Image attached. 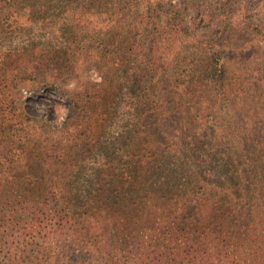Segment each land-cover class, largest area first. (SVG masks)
Segmentation results:
<instances>
[{
    "label": "trees",
    "instance_id": "obj_1",
    "mask_svg": "<svg viewBox=\"0 0 264 264\" xmlns=\"http://www.w3.org/2000/svg\"><path fill=\"white\" fill-rule=\"evenodd\" d=\"M28 2L0 0V264H264V139L236 120L264 121L260 69L237 77L212 42L179 39L189 28L177 11L168 5L174 24L160 21L149 3L130 24L132 61H116L113 20L100 81L67 91L66 114L49 127L25 114L19 90L61 80L44 77L42 57L6 61ZM160 45L181 60L156 63ZM162 67L181 91L175 103L196 109L186 141L157 130Z\"/></svg>",
    "mask_w": 264,
    "mask_h": 264
},
{
    "label": "rangeland",
    "instance_id": "obj_2",
    "mask_svg": "<svg viewBox=\"0 0 264 264\" xmlns=\"http://www.w3.org/2000/svg\"><path fill=\"white\" fill-rule=\"evenodd\" d=\"M102 1L105 2H94L91 6L73 0H29L21 12L22 27L18 30V37L14 40L9 39L8 42L9 47L13 48H7L11 51L10 55L13 54L12 59H6L7 62H12L10 68L20 65L30 67L42 57L46 59L42 61L46 64L47 71L44 77L58 76V80H61L58 87L24 86L19 90V96L24 101L22 109L28 116L45 120L49 127H57L67 111L68 101L65 96L67 91L72 89L81 91L83 89L81 81H100L97 62L101 60L98 59V55L102 52L103 45L109 42V30H105L112 26L113 20L116 61H132L133 56L130 57L129 53H135V48L124 49L133 37L130 24L134 23L132 19L139 13V9H143L149 3L150 9L154 7L153 15L156 7L160 6L162 9L157 13L159 17H156L160 21L170 20V23L174 24L175 18L170 16L166 8L171 6L177 11L183 23L185 22L189 28V33L179 39H185L188 44H197V47L212 42L223 52L230 71L237 77L245 72H251L252 69L256 71L260 69L259 75L264 76V0ZM110 7L114 9V14H105V9ZM209 13L220 15L208 22ZM28 15H34V20L27 19ZM107 17L111 18L108 23ZM73 39L74 42L71 43ZM64 42L68 44L64 45ZM142 52L149 57L151 55V50L143 49ZM174 52L176 51L172 47L165 48L160 45L154 53L156 63L163 66L164 61H180L183 52H179V58L173 56ZM188 57L189 60L195 59L193 55ZM59 63H63V66L70 65L74 69V77L68 76L67 72H57L56 67H59ZM158 75L166 80L164 83L166 93L160 91L163 94L164 110L159 111L161 121L157 130L164 131L174 143L180 140L179 138L186 141L188 138L182 135L190 132L194 122L191 116L196 109L189 104H176L181 91L173 87L163 67ZM237 114L236 120L241 126L240 131H243L248 139L252 135L264 139V121L259 117H241L240 112ZM11 264H16V261Z\"/></svg>",
    "mask_w": 264,
    "mask_h": 264
}]
</instances>
